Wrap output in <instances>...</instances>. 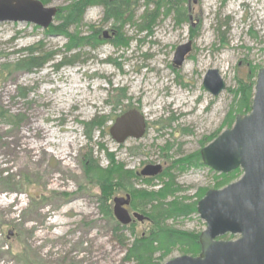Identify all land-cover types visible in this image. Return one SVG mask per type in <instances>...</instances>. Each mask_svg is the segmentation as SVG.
<instances>
[{"label":"rangeland","instance_id":"obj_1","mask_svg":"<svg viewBox=\"0 0 264 264\" xmlns=\"http://www.w3.org/2000/svg\"><path fill=\"white\" fill-rule=\"evenodd\" d=\"M41 1L57 9L48 28L0 22V264H138L129 250L150 237L153 264L200 255L206 223L198 203L234 172L204 165L201 150L250 113L237 112L239 87H252L251 106L264 68V0H179L182 15L162 8L143 30V15L156 11L147 0H132V18L120 20L106 18L103 0H89L67 27L83 0ZM189 42L176 67V49ZM26 48L52 57L32 71L4 68ZM209 70L226 84L217 96L203 84ZM133 109L146 132L119 144L110 127ZM147 165H160L161 174L137 176ZM237 170L230 183L242 176ZM36 194L43 199L33 201ZM126 195L132 221L123 225L113 200Z\"/></svg>","mask_w":264,"mask_h":264},{"label":"water","instance_id":"obj_2","mask_svg":"<svg viewBox=\"0 0 264 264\" xmlns=\"http://www.w3.org/2000/svg\"><path fill=\"white\" fill-rule=\"evenodd\" d=\"M56 13V8L46 7L40 0H0V22H30L48 28ZM103 34L108 38V32ZM190 51V42L176 49V67L183 64ZM203 84L214 96L226 88L217 70H209ZM145 132V119L135 109L110 127L111 136L119 144L129 138L140 139ZM201 158L216 172L228 174L240 168L243 174L221 189L207 191L199 201L198 212L206 223L199 237L200 255H183L165 264H264V68L257 75L250 113L237 115L230 129L201 150ZM161 172L160 165H147L139 175L150 177ZM113 202L117 220L129 224L132 217L126 206L130 196L116 197ZM133 216L144 219L138 213ZM227 234L238 238L219 240Z\"/></svg>","mask_w":264,"mask_h":264},{"label":"trees","instance_id":"obj_3","mask_svg":"<svg viewBox=\"0 0 264 264\" xmlns=\"http://www.w3.org/2000/svg\"><path fill=\"white\" fill-rule=\"evenodd\" d=\"M148 3H153L156 5V11L152 12V13H148L146 12L143 15V19H142V30L143 29H148L151 27V25H154L156 18H157V12L158 10L165 8L166 11L170 12L171 10H175L177 12V14L182 15L183 13L180 12L179 10V5L178 2L179 0H147ZM104 8H105V13H106V18L107 19H117L120 20L125 16H128L129 19H131L133 16L132 13V0H103L100 2ZM92 2H90L89 0H83L82 2H78L76 3L72 9L74 13H71V16L69 17L68 21L66 22L65 26H69L71 24H78L80 21V18H76L74 16H76L77 14L79 15L80 13H82V11H84L85 6L91 5ZM76 13V15H74ZM73 14V15H72ZM131 17V18H130ZM124 20V19H123ZM127 22V19L124 20ZM74 46H77V44H73ZM26 51H28V55H25L23 53V55H21L17 61L15 63H9L7 65L4 66L5 69L12 68L13 71H20V72H27V71H32L34 69H37L39 67H42L44 64H46L50 57H52V55H45L44 51H42L41 48H26ZM25 50L23 52H25ZM31 51V52H30ZM74 57V59L76 58V56H72ZM68 62H72L71 60H69ZM239 91L240 94L243 96H241V101L240 103L242 105H240V108H238V113L239 112H248L250 111V103H251V96H252V87L249 85H246L243 82H240V87H239ZM28 93H23L22 97L23 98H27ZM244 107V109H242ZM2 114H0L1 117ZM10 117H15V116H10ZM17 117V115H16ZM15 125V123H12ZM199 158L197 159V161H193L192 164L197 165V162L199 164ZM93 170H96V167H93ZM97 169H100V167L97 166ZM241 174V172H239L238 170L234 171L230 176H223V178L225 179L223 186L229 184L233 178H235L237 175ZM138 176V174H136ZM108 180V179H107ZM44 195H34L32 200L33 201H41L43 199ZM100 208L102 211V214H104L105 216H111V209L110 206L106 203L103 202L100 204ZM117 229L119 227H121L118 223L116 224ZM123 229V228H121ZM175 237L174 236H169L168 239L169 240H173ZM176 239V238H175ZM197 240V239H196ZM155 241L154 237H150L147 239H141V240H137L136 242H134L133 247L129 250V255H131L133 258H135L138 261V264H153V262L147 257L150 253V245L151 243H153ZM143 253L144 254V258L142 259H137L136 255ZM128 255V257H129Z\"/></svg>","mask_w":264,"mask_h":264},{"label":"bare ground","instance_id":"obj_4","mask_svg":"<svg viewBox=\"0 0 264 264\" xmlns=\"http://www.w3.org/2000/svg\"><path fill=\"white\" fill-rule=\"evenodd\" d=\"M73 83H78L77 81H73ZM78 87L79 86H71L70 87V91H68V93H70L71 92V90L73 91V90H78ZM80 89V88H79ZM66 92V90H63L62 92H61V94L60 95H62L63 93H65ZM71 95H72V92L70 93ZM89 102H88V104H93V105H96L95 104V102H92V100L93 99H87ZM170 104H172V102H170ZM175 108H177V109H180V108H182L181 107V104H177L176 105V107ZM190 111H192V110H190ZM189 110L188 111H185V110H183L182 109V113H188V112H190ZM44 133V132H43ZM45 134V133H44ZM71 140H69L68 142H67V147H69L71 144ZM70 156V154H68L67 153V151H66V149H64L62 152H60V154H59V160L63 163V161H65L66 159H67V157H69ZM57 182V181H56Z\"/></svg>","mask_w":264,"mask_h":264},{"label":"flooded vegetation","instance_id":"obj_5","mask_svg":"<svg viewBox=\"0 0 264 264\" xmlns=\"http://www.w3.org/2000/svg\"><path fill=\"white\" fill-rule=\"evenodd\" d=\"M115 34V33H114Z\"/></svg>","mask_w":264,"mask_h":264}]
</instances>
